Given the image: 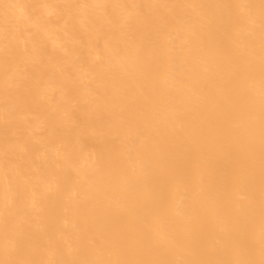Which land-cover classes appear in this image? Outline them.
Masks as SVG:
<instances>
[{"label": "bare ground", "instance_id": "obj_1", "mask_svg": "<svg viewBox=\"0 0 264 264\" xmlns=\"http://www.w3.org/2000/svg\"><path fill=\"white\" fill-rule=\"evenodd\" d=\"M0 264H264V0H0Z\"/></svg>", "mask_w": 264, "mask_h": 264}]
</instances>
